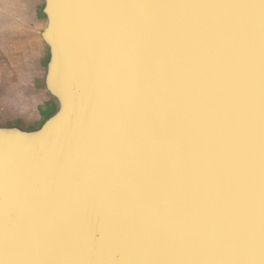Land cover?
<instances>
[{"label": "water", "instance_id": "95a60500", "mask_svg": "<svg viewBox=\"0 0 264 264\" xmlns=\"http://www.w3.org/2000/svg\"><path fill=\"white\" fill-rule=\"evenodd\" d=\"M39 1L0 264H264V0Z\"/></svg>", "mask_w": 264, "mask_h": 264}, {"label": "rangeland", "instance_id": "374dc122", "mask_svg": "<svg viewBox=\"0 0 264 264\" xmlns=\"http://www.w3.org/2000/svg\"><path fill=\"white\" fill-rule=\"evenodd\" d=\"M41 25L39 0H0V123L30 128L48 110L40 100Z\"/></svg>", "mask_w": 264, "mask_h": 264}, {"label": "crops", "instance_id": "0c3cea01", "mask_svg": "<svg viewBox=\"0 0 264 264\" xmlns=\"http://www.w3.org/2000/svg\"><path fill=\"white\" fill-rule=\"evenodd\" d=\"M40 8H41V1H40ZM40 16H41V18H42V15H41V13H40ZM44 24V20H43V18H42V25ZM42 25H41V27H40V29L42 28ZM40 29L38 30V32L40 31ZM38 32H37V35H38ZM39 37V36H38ZM39 40H40V47L42 46V48H44V50H45V45H44V43H43V41H42V39L39 37ZM42 73H43V66H42V68H41V70H40V86H41V76H42ZM40 100H42V101H45L46 102V104H47V108L46 109H49V102H48V99L46 98V96H45V94H44V92H43V90L40 88ZM48 102V103H47ZM47 111V110H46ZM44 116H45V113H43V114H41V116H40V121H41V119L42 118H44Z\"/></svg>", "mask_w": 264, "mask_h": 264}, {"label": "bare ground", "instance_id": "6f19581e", "mask_svg": "<svg viewBox=\"0 0 264 264\" xmlns=\"http://www.w3.org/2000/svg\"><path fill=\"white\" fill-rule=\"evenodd\" d=\"M48 102H49V100H48ZM49 106H50V104H49Z\"/></svg>", "mask_w": 264, "mask_h": 264}]
</instances>
